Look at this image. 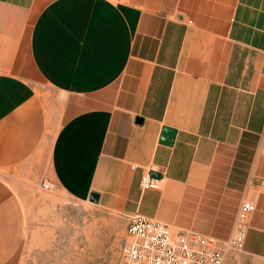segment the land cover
I'll return each instance as SVG.
<instances>
[{
    "label": "crops",
    "instance_id": "1",
    "mask_svg": "<svg viewBox=\"0 0 264 264\" xmlns=\"http://www.w3.org/2000/svg\"><path fill=\"white\" fill-rule=\"evenodd\" d=\"M43 181L264 264V0H0V264Z\"/></svg>",
    "mask_w": 264,
    "mask_h": 264
},
{
    "label": "rangeland",
    "instance_id": "2",
    "mask_svg": "<svg viewBox=\"0 0 264 264\" xmlns=\"http://www.w3.org/2000/svg\"><path fill=\"white\" fill-rule=\"evenodd\" d=\"M16 264H121L129 217L58 189H29Z\"/></svg>",
    "mask_w": 264,
    "mask_h": 264
},
{
    "label": "built area",
    "instance_id": "3",
    "mask_svg": "<svg viewBox=\"0 0 264 264\" xmlns=\"http://www.w3.org/2000/svg\"><path fill=\"white\" fill-rule=\"evenodd\" d=\"M151 173L148 170L141 177L143 190L159 188V179ZM41 186L51 189L49 182L43 181ZM255 210L253 201L241 203L226 240L191 230L174 232L162 221L135 212L129 217L121 264H227L229 256L244 250L249 218Z\"/></svg>",
    "mask_w": 264,
    "mask_h": 264
},
{
    "label": "water",
    "instance_id": "4",
    "mask_svg": "<svg viewBox=\"0 0 264 264\" xmlns=\"http://www.w3.org/2000/svg\"><path fill=\"white\" fill-rule=\"evenodd\" d=\"M176 136V131L174 129L171 128H164L163 130V134H162V138H161V142L166 143V144H172L174 139ZM154 177L159 178L160 175L156 172H152L151 173ZM92 202L97 203L99 201V195L96 193H93L90 197Z\"/></svg>",
    "mask_w": 264,
    "mask_h": 264
}]
</instances>
